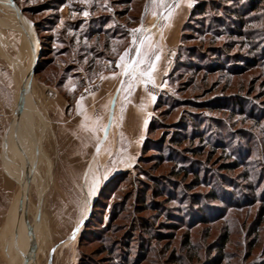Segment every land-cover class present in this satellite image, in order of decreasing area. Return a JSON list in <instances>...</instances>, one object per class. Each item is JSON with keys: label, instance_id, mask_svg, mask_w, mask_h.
Returning <instances> with one entry per match:
<instances>
[{"label": "rangeland", "instance_id": "1", "mask_svg": "<svg viewBox=\"0 0 264 264\" xmlns=\"http://www.w3.org/2000/svg\"><path fill=\"white\" fill-rule=\"evenodd\" d=\"M14 1L20 17L0 0V264L21 194L38 264H264V0H205L173 35L151 0ZM145 36L155 85L117 66Z\"/></svg>", "mask_w": 264, "mask_h": 264}, {"label": "crops", "instance_id": "2", "mask_svg": "<svg viewBox=\"0 0 264 264\" xmlns=\"http://www.w3.org/2000/svg\"><path fill=\"white\" fill-rule=\"evenodd\" d=\"M191 3L189 7L188 4ZM194 0H180V6L175 10L174 18L169 23V31L171 34H175L177 30L184 24L187 20L190 11L193 7ZM180 36V35H179ZM178 36V38H179ZM28 75V74H27ZM27 77V76H26ZM22 88V87H21ZM26 96V93H25ZM26 100H29L26 98ZM29 106V105H28ZM29 109H32L29 106ZM28 109V110H29ZM33 114V109H32ZM28 122L31 125L33 120V115L28 111ZM28 124V123H27ZM26 162L29 163V158L26 156ZM28 166V165H27ZM22 194L17 201L15 207L11 210V220H9L11 226V235L10 238L6 241V253L9 255L10 264H14L18 256H20L21 264H38L37 258L35 255L36 249V231L32 228H28L26 231L19 218V205L21 204ZM28 252V253H27Z\"/></svg>", "mask_w": 264, "mask_h": 264}, {"label": "snow or ice", "instance_id": "3", "mask_svg": "<svg viewBox=\"0 0 264 264\" xmlns=\"http://www.w3.org/2000/svg\"><path fill=\"white\" fill-rule=\"evenodd\" d=\"M151 3L158 4L163 9V11L160 13V16L165 22L171 19V17L175 13V10L179 8L180 6V0H151ZM188 6L189 7L191 6L190 2ZM87 14H88L87 12L84 13V15H87ZM153 14L157 15L156 12H154ZM141 30L142 28H135V29L130 30V32L133 34V43H136V37L134 34L140 32ZM143 31L146 32L147 30L143 29ZM146 41H149V43L147 44V48H143ZM151 48H152V45L150 43V36H145L140 40V46L136 48V54L132 58L131 61H126V55H121L120 60L117 61V66L121 68L120 74L130 76L131 80H136L137 76H139L145 85L147 84L155 85V79L153 76V72L156 68L155 61H158L160 59V56L158 53H156L154 54L155 60H152L149 56V52ZM142 64L145 65L144 69H141L139 67V65H142ZM112 75L113 77H115L116 73H113ZM129 86L131 87V84ZM149 95H151V93ZM82 99L83 97H81V100ZM153 99H155L154 96H153ZM99 119L100 117H96L97 121ZM104 127L106 128L107 126H104ZM95 130H96L95 127H93L92 131L94 132ZM102 178L103 177H97L93 179V182L89 188V195H92L95 192L96 187L98 186L100 179Z\"/></svg>", "mask_w": 264, "mask_h": 264}, {"label": "trees", "instance_id": "4", "mask_svg": "<svg viewBox=\"0 0 264 264\" xmlns=\"http://www.w3.org/2000/svg\"><path fill=\"white\" fill-rule=\"evenodd\" d=\"M225 1H230V0H225ZM233 1L236 5H238V10L244 9L245 6L248 8V6L253 9L256 10L258 8V3L263 2V0H247V1H242V0H231ZM208 5L205 2V0H196L195 4L193 5L188 20L185 22L184 26H183V30H185L186 26L189 24L188 22L191 20V18L195 15H200L203 14L205 12V10L207 9ZM236 11V13H234L231 16H241L242 14L239 11ZM225 15H230V13H224ZM184 36V35H183ZM179 59V55L176 57V61H178ZM152 128V123H150L148 130H151ZM159 193L161 191H158ZM161 194V193H160ZM96 204V203H95Z\"/></svg>", "mask_w": 264, "mask_h": 264}, {"label": "bare ground", "instance_id": "5", "mask_svg": "<svg viewBox=\"0 0 264 264\" xmlns=\"http://www.w3.org/2000/svg\"><path fill=\"white\" fill-rule=\"evenodd\" d=\"M21 26L24 27L25 25H23V23H22ZM24 28H25L26 31H28L27 27H24ZM33 51H34V50H33ZM35 55H36V52L34 51V62H33V64H32V66H31V68L29 69V71H28V75H27V77L29 76V78L32 76V75H31V69L33 68L34 63H35ZM27 77H26V79L24 80V82L22 83V88H21V97H22V101L24 102V104L26 105V107H27V100H26V98H25V93H26V95H27L28 87H29V84H30V79L27 80ZM25 86H26V87H25ZM23 88H24V90H23ZM29 111H30V113H31V115H32V109H29ZM23 182L26 183V178H24ZM27 253H28V252H27Z\"/></svg>", "mask_w": 264, "mask_h": 264}, {"label": "water", "instance_id": "6", "mask_svg": "<svg viewBox=\"0 0 264 264\" xmlns=\"http://www.w3.org/2000/svg\"><path fill=\"white\" fill-rule=\"evenodd\" d=\"M10 2H11V4L13 5V7L15 8V10L17 11V14H18L19 17H20V15H21V10L19 9V7L17 6V4L15 3L14 0H10ZM39 57H40L39 53H36V55H35V63H34L33 68L31 69V75H32V76H33V74L35 73V69H36L37 62H38V60H39ZM23 90H24V88H23ZM115 101H116V95L114 94V95H113V98H112V104H111V106H112V111H114V109H115ZM107 131H109V130H107ZM101 143H102V142H101ZM97 150H98V149H97ZM97 150H96L95 153L93 154L92 158L96 155ZM91 161H92V160H91ZM90 164H91V163H90ZM90 164H89V165H90ZM86 177H87V173L85 174V179H86Z\"/></svg>", "mask_w": 264, "mask_h": 264}]
</instances>
